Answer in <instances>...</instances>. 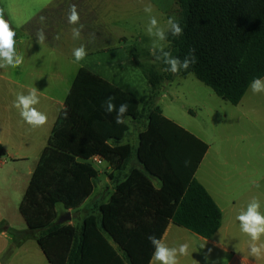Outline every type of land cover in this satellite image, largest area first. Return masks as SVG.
I'll return each instance as SVG.
<instances>
[{"label": "trees", "instance_id": "obj_1", "mask_svg": "<svg viewBox=\"0 0 264 264\" xmlns=\"http://www.w3.org/2000/svg\"><path fill=\"white\" fill-rule=\"evenodd\" d=\"M174 6L183 35L169 34L165 50L183 60L194 49L196 57L175 75H192L236 106L252 80L264 77V0H176ZM158 63L157 70L142 71L151 96L141 107L89 70L77 72L19 205L27 235L49 264H149L154 248L148 236L161 239L169 223L204 239L219 229L220 211L194 178L207 145L155 104L163 81L174 75ZM109 97L117 106L128 104L123 124L115 122V111L106 113ZM126 119L146 121L136 150L121 143ZM96 156L118 174L134 160L137 167L98 207V218L88 216L80 228L57 224L56 205L77 209L92 192L97 172L87 161Z\"/></svg>", "mask_w": 264, "mask_h": 264}, {"label": "crops", "instance_id": "obj_2", "mask_svg": "<svg viewBox=\"0 0 264 264\" xmlns=\"http://www.w3.org/2000/svg\"><path fill=\"white\" fill-rule=\"evenodd\" d=\"M175 1L0 0L4 18L16 32V50L23 56L19 67L0 68V169L7 168L8 162L16 161L37 165L80 69L89 70L118 89V83L135 77L140 64L137 65L133 47L152 44L146 32L149 14L143 11L144 5L150 3L153 6L152 15L164 26L167 19L173 17ZM72 5L79 14V24L83 25L79 39H73L71 33L78 25L68 22ZM41 16L46 18L43 24ZM41 28L46 37L42 45L36 39ZM81 45L88 54L76 62L72 52ZM33 88L38 90L40 97L36 107L48 118L45 125L37 128L25 123L13 107L17 95L27 94ZM226 107L223 106L222 119L229 121L232 136L224 137L223 144L213 145V154V143L206 141V134L199 130L198 135L162 114L207 145L194 178L221 215L219 229L208 239L172 223L167 225L161 237L164 243L169 247L189 244V255L179 257L180 264H264V256L250 255V238L240 230L236 219L253 197L259 198L260 211L264 213V93L254 94L249 86L236 106L230 105L231 110ZM126 124L128 132L121 143L136 150L138 136L145 130L146 121L126 119ZM87 163L97 172L92 192L77 209L66 210L58 204L61 208L57 210L55 206L57 219L70 213V221L62 223L63 226L80 228L88 216L98 218V207L109 202L116 184L124 181V175L132 167H137L134 160L118 174L103 160L100 164L93 159ZM237 164H243V170L236 173ZM35 167L28 169L27 175L31 177ZM11 168H7L0 180L17 178L18 172ZM156 182L152 180L158 189L159 182ZM10 230L7 219L0 213V264H49L34 236L27 235V228L18 235ZM108 240L117 248L109 237ZM257 243L264 244V235Z\"/></svg>", "mask_w": 264, "mask_h": 264}, {"label": "clouds", "instance_id": "obj_3", "mask_svg": "<svg viewBox=\"0 0 264 264\" xmlns=\"http://www.w3.org/2000/svg\"><path fill=\"white\" fill-rule=\"evenodd\" d=\"M143 11L149 14V22L146 29L147 35L151 38V53L155 60L161 62L165 67L163 71L178 74L182 70H187L196 62L195 50L190 49L189 53L181 60L165 50V43L169 34L172 37L183 35V28L176 17H169L164 26H161L155 15H152L153 6L148 3L144 5ZM79 14L75 5H72L68 22L78 25L71 29L72 38L79 39L83 25L79 24ZM46 18L41 16L40 22L43 24ZM16 32L9 22L4 18L3 9H0V68H17L23 63V56L16 50ZM59 39V35L56 37ZM37 42L42 45L46 39L43 28L37 31ZM84 45L73 49L72 55L76 62L82 61L87 56ZM252 93H264V78H254L250 84ZM114 98L107 99L105 111L108 114L116 112L115 122L123 124L125 114L128 111V104L122 103L119 106L113 103ZM40 103V97L36 88L31 89L27 94L17 95L13 102V107L19 112L21 119L33 128L42 127L47 123V115L39 111L36 107ZM67 117V111H65ZM259 188L260 185L256 184ZM261 202L258 197H253L247 204L246 210H242L236 219L239 221L240 230L250 238L249 253L252 257L264 256V244L257 243L264 235V213L260 211ZM148 240L154 248L149 264H180L179 257L189 255V244L182 243L178 247H169L155 235H149Z\"/></svg>", "mask_w": 264, "mask_h": 264}, {"label": "rangeland", "instance_id": "obj_4", "mask_svg": "<svg viewBox=\"0 0 264 264\" xmlns=\"http://www.w3.org/2000/svg\"><path fill=\"white\" fill-rule=\"evenodd\" d=\"M171 15L177 18L175 12ZM165 45L167 46L166 43ZM133 49L137 65L140 64L142 70L137 67L136 76L128 78L127 82L118 83V86L122 91L134 97L140 106H143L150 97V86L142 71L151 66H155L157 70L159 63L151 60L154 57L151 53V46H134ZM131 78L133 81L130 82ZM160 91L161 94L155 104L160 108L162 114L198 135L199 130L206 134V141L213 143L211 154L214 151L213 145L223 144L224 137L232 136L229 121L222 119V115L225 113L223 106H227L228 110H231L232 107L230 104L224 103L192 75L181 78L174 74L171 80L163 81ZM127 122L129 123V121ZM35 165L19 161L8 162L7 168L12 167L18 172V174L16 173L17 178L0 180V213L7 219L10 231L15 235L21 234L27 228L19 213V205L30 181L27 171ZM7 168L0 169V179L6 174ZM241 170H243V164H237L236 173ZM153 182L157 184L156 181ZM56 208L59 210L61 206L57 205Z\"/></svg>", "mask_w": 264, "mask_h": 264}, {"label": "water", "instance_id": "obj_5", "mask_svg": "<svg viewBox=\"0 0 264 264\" xmlns=\"http://www.w3.org/2000/svg\"><path fill=\"white\" fill-rule=\"evenodd\" d=\"M70 221V213L66 212L57 219V224H62Z\"/></svg>", "mask_w": 264, "mask_h": 264}, {"label": "built area", "instance_id": "obj_6", "mask_svg": "<svg viewBox=\"0 0 264 264\" xmlns=\"http://www.w3.org/2000/svg\"><path fill=\"white\" fill-rule=\"evenodd\" d=\"M92 159H93V161L96 162L97 164H100V163L102 162V159H101L100 157H98V156L93 157Z\"/></svg>", "mask_w": 264, "mask_h": 264}]
</instances>
